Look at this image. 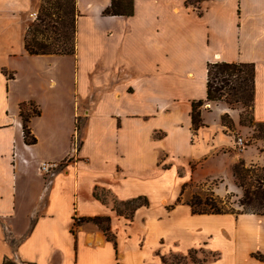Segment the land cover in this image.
I'll return each mask as SVG.
<instances>
[{"label":"crops","instance_id":"obj_1","mask_svg":"<svg viewBox=\"0 0 264 264\" xmlns=\"http://www.w3.org/2000/svg\"><path fill=\"white\" fill-rule=\"evenodd\" d=\"M186 1L135 0L132 16H105L112 0H77L76 52L35 55L25 38L38 0H0V264H85L90 249L104 246L111 264H127L124 251L100 227L77 222L110 217L115 228L122 220L108 200L104 211L75 214L80 186L86 205H97L110 179L183 170L181 197L187 183L209 180L196 174L224 152L231 155L226 167L232 183L224 192L240 198L234 164L264 165L261 140L253 155L234 150L233 139L216 154L195 155L191 118L193 103L207 98L209 63L253 62L254 120L264 123V0ZM22 112L30 114L34 144L25 140ZM226 112L236 121L222 107L221 114ZM204 121L197 132L210 144L215 133ZM43 161L63 165L43 177ZM215 190L224 195L222 188ZM192 197L193 192L187 200ZM185 201L193 216H221L210 219H221L226 241L225 249L207 248L216 238L213 228L187 238L188 249L225 253V264H264V215L193 214Z\"/></svg>","mask_w":264,"mask_h":264},{"label":"rangeland","instance_id":"obj_2","mask_svg":"<svg viewBox=\"0 0 264 264\" xmlns=\"http://www.w3.org/2000/svg\"><path fill=\"white\" fill-rule=\"evenodd\" d=\"M38 2L40 5L41 0H38ZM222 107L230 110L233 116L235 115L237 117L235 121L231 113L226 112L234 122L232 130L225 128L228 136L223 134L222 116L224 114H221ZM200 109L201 111H206L205 119L210 124L207 131H210L212 135L215 133V138L209 144L205 142L207 141V135L196 132L194 138L197 143L196 146L198 147L195 149V151L197 150L195 155H202L207 150L216 154L221 149L220 146H229L232 139L234 142V150L236 149V151L242 152L243 149H248V153L253 155L256 149L255 145L258 144V141H264V138H259L260 132L258 128L249 123L241 124L240 116L242 113L254 120V115L244 110L241 105H238L236 109H231L223 102H207ZM239 137L243 139L242 146L236 145L235 143ZM230 161L231 155L224 154V152L217 158L209 159L208 163L204 167L201 166L202 169L196 174L197 176H205L209 180L201 183L193 181L187 183L184 186L183 195L181 196L182 201L187 200L191 192H193V195L199 194L203 200L213 194L214 197L223 201L222 205L226 209L234 208L236 211L242 210V207L239 205L241 197L238 198L233 192H224L228 188V185L232 184L229 171L226 167V164H230ZM239 163H241L240 160L234 164L233 170ZM258 166L263 167L264 165ZM185 173L183 170L180 172L165 170L163 174L149 176L143 174V172H137L127 177L128 179L118 178L116 181L110 179L108 181L109 184L104 185L110 191H101L104 193L105 202L100 199L101 203L97 205H86L85 197H83V188L81 189L80 186L79 203L77 201L78 194H75L77 199L74 200L72 208L75 214L79 211L96 213L106 210V205L102 204V202L108 203L107 200L113 207L115 206L113 195L120 201L146 198L148 200V206H142L137 209L135 219H133L135 220L134 222H132V219L122 216V220L115 224V228H111L112 233L116 237L117 246L127 256V264H143L148 261L149 264H203L206 260L209 261V259L214 264V261L225 264L228 261L223 258L225 253H221L220 256L219 253L210 254L203 248L199 250L187 248V238L202 237L201 235L203 233L213 228L217 231L215 241L209 242L206 247L216 246L222 249L226 241L219 233V227L222 224L219 220L221 219H210L221 218V216H193L189 209L179 201L180 195L178 196L177 192L179 184L182 182L186 183L187 176ZM259 174L263 175L264 173L260 171ZM98 182L103 183V180L99 179ZM250 183L255 185L252 181ZM219 187L223 189L224 195L222 196L215 190V188L220 190L221 188ZM163 199H166L168 203L165 204L162 202ZM114 211L116 212L115 209ZM182 235L184 236L183 240L180 238ZM160 237L161 240L157 241ZM89 251L86 254L83 252V255L85 254L83 258L85 264H111L108 256L110 252L109 246L98 247L96 249H90Z\"/></svg>","mask_w":264,"mask_h":264},{"label":"trees","instance_id":"obj_3","mask_svg":"<svg viewBox=\"0 0 264 264\" xmlns=\"http://www.w3.org/2000/svg\"><path fill=\"white\" fill-rule=\"evenodd\" d=\"M208 0H187V4L198 5ZM135 11V0H112V3L103 11L105 16L120 15L132 16ZM77 0H41L34 22L26 34V48L35 55H73L76 52L77 35ZM207 98L193 103L192 127L195 133L205 126L201 106L204 103L223 102L231 109L241 105L254 115L256 96V65L253 62L215 61L207 67ZM37 114L38 111H35ZM25 140L34 144L36 138L29 128L30 114L22 112ZM254 118V116H253ZM241 124L249 123L258 128L259 138H264V123H256L243 113L240 116ZM223 125L232 130L233 120L229 114L222 116ZM264 166L255 164L246 165L241 161L234 169L237 186L242 190L239 205L242 210L226 209L223 201L213 194L205 200L199 194L185 201L191 207L193 214H225V213H252L264 215ZM250 181L254 182L250 183ZM184 191V190H183ZM182 191V193H183ZM104 200L105 199H101ZM181 202V197L179 198ZM148 206L146 198L131 201H115L114 209L121 216L134 219L138 208ZM78 223L92 222L100 227L107 238L117 245L116 237L111 231V218L81 217ZM259 257V255H256ZM260 258H263L260 256ZM201 264V263H200Z\"/></svg>","mask_w":264,"mask_h":264},{"label":"built area","instance_id":"obj_4","mask_svg":"<svg viewBox=\"0 0 264 264\" xmlns=\"http://www.w3.org/2000/svg\"><path fill=\"white\" fill-rule=\"evenodd\" d=\"M236 142L240 146L243 145V139L241 137H239ZM62 165V162L58 161H43L39 166L38 172L43 177H49L54 175Z\"/></svg>","mask_w":264,"mask_h":264}]
</instances>
